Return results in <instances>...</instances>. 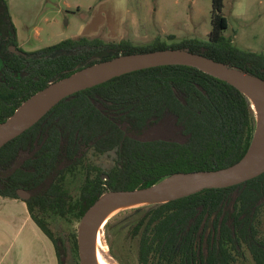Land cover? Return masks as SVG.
<instances>
[{
    "label": "trees",
    "instance_id": "trees-1",
    "mask_svg": "<svg viewBox=\"0 0 264 264\" xmlns=\"http://www.w3.org/2000/svg\"><path fill=\"white\" fill-rule=\"evenodd\" d=\"M223 1L212 0V27L206 40L138 46L128 40L79 36L37 50L39 59L28 65L9 63L8 68L22 67L25 74L9 76V85L0 82V122L51 81L121 54L188 48L264 78V55L238 49L222 34L228 26ZM0 11L8 16L6 0H0ZM168 119L185 135L184 141L146 139L141 134ZM254 129L250 102L225 81L185 65L133 71L65 97L3 145L0 196L20 199L17 189L29 192L22 201L54 244L58 264H63L64 247L51 218L79 222L106 191L146 187L175 172L230 166L245 153ZM90 150L113 152V165L104 173L107 179L102 178V170L86 164ZM79 166L85 167L86 176L73 197L63 183ZM92 170L97 173L92 175ZM262 208L264 173L148 207L132 229L139 234L138 263L236 264L245 249L255 264H264V237L258 230ZM68 241L78 250L77 235H70Z\"/></svg>",
    "mask_w": 264,
    "mask_h": 264
},
{
    "label": "rangeland",
    "instance_id": "rangeland-1",
    "mask_svg": "<svg viewBox=\"0 0 264 264\" xmlns=\"http://www.w3.org/2000/svg\"><path fill=\"white\" fill-rule=\"evenodd\" d=\"M47 5L38 14L18 9L8 11L21 50L37 51L79 36L105 42L128 40L138 46L155 41L171 45L187 39L206 40L212 27V0H48ZM222 12L228 20L222 34L232 45L264 55V0H224ZM141 134L146 139L186 138L171 119L150 125ZM113 160V152L90 150L86 164L106 172ZM95 173L97 170L91 171L92 175ZM85 176V167L79 166L66 175L64 188L77 197ZM147 211L148 207L122 210L103 225L102 239L120 264H139V234H133L132 229ZM50 223L62 240L63 264H79L78 250L68 241L70 235H77L78 221L56 217ZM258 230L264 237V208ZM242 252L236 264H255L245 249Z\"/></svg>",
    "mask_w": 264,
    "mask_h": 264
},
{
    "label": "water",
    "instance_id": "water-1",
    "mask_svg": "<svg viewBox=\"0 0 264 264\" xmlns=\"http://www.w3.org/2000/svg\"><path fill=\"white\" fill-rule=\"evenodd\" d=\"M164 65L190 66L237 88L250 102L255 115L251 141L242 157L230 166L215 170L175 172L146 187L102 193L78 222L79 264H95L92 247L97 228L108 212L117 206L134 205L122 210L158 206L204 189L240 184L264 173V78L191 52L188 48L121 54L85 65L68 76L51 81L0 122V148L37 123L65 97L126 73ZM103 178L107 179V175ZM17 194L21 199L30 196L23 189H18Z\"/></svg>",
    "mask_w": 264,
    "mask_h": 264
},
{
    "label": "crops",
    "instance_id": "crops-1",
    "mask_svg": "<svg viewBox=\"0 0 264 264\" xmlns=\"http://www.w3.org/2000/svg\"><path fill=\"white\" fill-rule=\"evenodd\" d=\"M48 0H6L8 11H43ZM0 264H58L52 241L31 218L24 201L0 196Z\"/></svg>",
    "mask_w": 264,
    "mask_h": 264
},
{
    "label": "flooded vegetation",
    "instance_id": "flooded-vegetation-1",
    "mask_svg": "<svg viewBox=\"0 0 264 264\" xmlns=\"http://www.w3.org/2000/svg\"><path fill=\"white\" fill-rule=\"evenodd\" d=\"M35 52L36 51L26 52L20 49L17 42V37L14 32V28L11 25L8 16L3 11H0V82H4L5 85H9V81H10L9 76L22 77L25 74L22 67L8 68V64L9 63L13 64V62L15 61L17 62L20 61L22 66L24 64L28 65L30 61L39 59V55H35ZM93 167H97V166H93ZM104 173L105 172L102 171V178L105 175H107ZM19 189H23V188H19Z\"/></svg>",
    "mask_w": 264,
    "mask_h": 264
},
{
    "label": "bare ground",
    "instance_id": "bare-ground-1",
    "mask_svg": "<svg viewBox=\"0 0 264 264\" xmlns=\"http://www.w3.org/2000/svg\"><path fill=\"white\" fill-rule=\"evenodd\" d=\"M132 207L134 205H120L108 212V214L104 217V219L100 222L96 235L94 237L93 247H92V255L95 264H120L109 252L108 246L106 242L102 239V227L109 220L113 217L118 211L125 209L127 207ZM104 229V228H103Z\"/></svg>",
    "mask_w": 264,
    "mask_h": 264
}]
</instances>
